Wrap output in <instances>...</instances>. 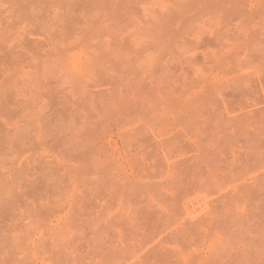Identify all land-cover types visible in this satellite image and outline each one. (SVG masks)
Returning <instances> with one entry per match:
<instances>
[{"label": "rangeland", "instance_id": "obj_1", "mask_svg": "<svg viewBox=\"0 0 264 264\" xmlns=\"http://www.w3.org/2000/svg\"><path fill=\"white\" fill-rule=\"evenodd\" d=\"M263 138L264 0H0V264H264Z\"/></svg>", "mask_w": 264, "mask_h": 264}, {"label": "bare ground", "instance_id": "obj_2", "mask_svg": "<svg viewBox=\"0 0 264 264\" xmlns=\"http://www.w3.org/2000/svg\"><path fill=\"white\" fill-rule=\"evenodd\" d=\"M241 109H242V108H241ZM244 109H245V108H244ZM244 109H243V110H244ZM246 112H247V111H246ZM246 112L243 111V114L246 113ZM251 112H252V111H251ZM247 113H248V112H247ZM247 113H246V114H247ZM256 113H257V112H255V113H251V114H252V115H255ZM243 114H242L243 118H246L250 113H249L247 116H246L245 114H244V115H243ZM237 115H238V114H237ZM237 115H236V116H237ZM252 115H251V116H252ZM240 116H241V115H240ZM240 116H239V117H240ZM244 116H246V117H244ZM249 117H250V115L248 116V118H249ZM252 117H253V116H252ZM252 117H251V118H252ZM231 118L235 119L234 116L231 117ZM251 118H250V119H251ZM229 119H230V118H229ZM250 119H248V120H250ZM246 120H247V118H246ZM240 123H241V122H240ZM243 133H244V132L241 133V136L238 137V139H240V138L243 137V136H247L248 138H251V139H252V138L255 136V134L257 135V138H258V139L261 138V134H257V132H256V133H253V132H252V133H246V134H245V133L243 134ZM253 134H254V135H253ZM248 142H249V141H246V143H248ZM263 147H264V138H263ZM254 148H255V146H252V147H246V150H245V152H244V155H242L243 158H244V160H245V162H248L247 159H248L249 157H252V156H254V157H258V156L261 155L260 151L257 150V149L253 150ZM239 153H240V152H239ZM241 153H242V152H241ZM241 153L239 154V156L241 155ZM82 200L85 202L84 197L82 198ZM80 203H81V201H80Z\"/></svg>", "mask_w": 264, "mask_h": 264}]
</instances>
